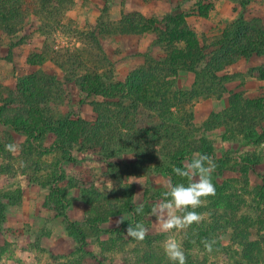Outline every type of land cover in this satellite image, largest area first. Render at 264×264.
Wrapping results in <instances>:
<instances>
[{"label": "trees", "instance_id": "16d2710c", "mask_svg": "<svg viewBox=\"0 0 264 264\" xmlns=\"http://www.w3.org/2000/svg\"><path fill=\"white\" fill-rule=\"evenodd\" d=\"M67 2L70 0H0V31L6 36L17 34L30 15L39 20L40 33L58 30L66 14L64 4ZM107 11L105 8L103 14ZM76 32L88 41L84 46L55 49L50 45L39 54L30 55L29 63L40 69L20 78L16 89L9 91L7 96L0 93V124L27 136L21 150L26 162L30 161L34 146L37 147L36 141L42 142L51 136V145L46 150L59 153L63 161H76L74 152L95 151L108 163L107 172L115 181L116 190L104 193L94 185L83 188L85 203L90 206L84 221L86 227L108 222L118 213H130L132 218L120 227L105 230L121 236L126 233L129 223L139 222L142 216L151 214L146 209L149 205L143 213H135L134 187L124 183L126 175L152 171L170 177L173 184L186 183L172 169L183 167L194 153L210 156L219 170L231 165L232 156L226 154L217 158L212 141L205 137V133L213 129L224 128L225 133L230 134L228 139L242 135L244 144L264 143V129L259 130L264 123V97L247 98L243 91H231L228 107L213 112L201 126L191 121L185 123L186 119L181 116L185 109L193 108L197 97L221 98L228 91L226 84L241 75L226 74L240 58L264 56V27L250 26L241 16L227 25L219 39L208 43L206 38L198 37L184 15L151 18L140 12H124L117 21H105L100 17L95 28ZM100 34L139 37L152 34L154 38L143 55V62L131 65L124 80H116L113 62L100 41ZM13 47L9 48L5 59L12 60ZM155 47L160 48L161 55L153 53ZM48 62L63 71V80L54 70H46L44 65ZM263 68L264 65L254 67L249 74L264 80ZM181 71L195 75V81L188 89L177 86ZM70 83L85 95L84 99L94 98L90 105L97 115L95 120L70 112L60 113V107L68 99L67 85ZM8 143H14L12 135H0L4 172H10L14 167V154L5 149ZM124 153H133L136 160L132 163L118 161ZM255 157L239 154L237 166H245L248 171L250 166L253 167ZM39 183L46 185L45 181ZM230 186L226 182L215 185V195L202 198L203 205L195 209L213 220V224L201 232L208 236L225 225L231 228V240L236 247H221L229 259L221 264H263L264 234L261 232L264 226L255 229L252 219L235 216L243 200L232 196ZM22 192L21 187L4 194L0 191V228L6 217L5 200L19 203ZM64 192L60 189L53 199L58 209ZM258 192L261 200L258 203L264 206V187ZM112 197L116 202L110 200ZM102 201L106 203L104 210ZM61 213L67 217L64 211ZM260 224L264 225V220ZM67 230L70 235L87 238L84 230L71 220H67ZM84 248L82 245L81 249ZM142 259L143 264H172L152 253ZM187 264L194 263L187 258Z\"/></svg>", "mask_w": 264, "mask_h": 264}, {"label": "rangeland", "instance_id": "374dc122", "mask_svg": "<svg viewBox=\"0 0 264 264\" xmlns=\"http://www.w3.org/2000/svg\"><path fill=\"white\" fill-rule=\"evenodd\" d=\"M67 3L64 4L67 7L66 14L58 30L40 33L39 20L30 15L25 19L23 29L17 34L6 36L0 31V93L3 92L4 96L16 89L20 78L40 69L29 63L31 54H39L50 45H54L55 49L84 46L88 41H84L83 35L77 34L76 30L95 28L100 17L105 21H117L124 12H140L151 18L167 14L173 17L184 15L198 37L206 38L208 43L219 39L227 25L241 16L250 26L264 27V0H70L71 4ZM105 8L108 11L103 14ZM99 38L113 62L114 78L124 80L131 65L143 62V55L149 50L154 37L152 34L143 37L100 34ZM12 45L14 55L10 61L5 58ZM152 51L155 55L162 54L158 47ZM249 59L242 57L237 62ZM262 65L251 66L240 78H246L252 68ZM44 67L47 71L54 70L60 79H64L63 71L52 62L46 63ZM255 73L259 74V71L256 70ZM226 74L233 75L230 70H227ZM194 81L193 73L182 71L177 77V86L183 90L188 89ZM67 93L68 99L60 107L61 114L70 112L87 120H95L97 115L90 105L94 98L84 99L85 95L71 83L67 85ZM229 93L228 89L221 98H195L193 108L185 109L181 115L186 119L185 123L191 121L201 126L213 112L224 108V98H227ZM243 94L247 98L264 97V82L257 87L246 88ZM263 129L264 123L259 127L260 132ZM7 134L12 135L19 149L15 153L12 152L14 167L10 172L2 171L4 158L0 155V191L4 194L21 187L23 192L19 203L12 204L5 200L6 217L0 228V264H143L142 258L148 253L167 260L161 247L167 234L159 231L158 223L151 214L142 216L140 220L148 229L142 241L134 240L127 233L117 236L105 231L120 227L122 223L117 225L116 221L122 215L130 220V213H118L110 217L108 222L93 228L84 225L90 206L85 203L83 188L94 185L104 193L116 190V183L107 172L108 163L97 152H74L76 161H63L59 153L46 150L51 145L50 136L45 141H36L37 147L34 146L30 161L26 162L21 150L25 147L27 136L0 124V135ZM205 137L212 141L217 158L226 154L232 156L231 165L228 167L219 170L216 165L212 173L214 186L229 183L232 196L243 200L235 216L250 218L255 229L262 228L264 225L260 224V221L264 220V206L258 203H261V200L257 190L260 192L264 187V143L244 144L242 135L236 139H228L230 134L225 133L222 127L205 133ZM239 154H247L252 158L256 156L253 167L250 166L248 171L245 166H237ZM135 160L133 153H124L118 159L122 163H132ZM169 180L170 177L165 174L152 171L124 177V183L134 187L133 205L136 207L138 203H143L144 208L149 205L146 208L148 211L161 200L160 193L162 195L165 191L164 185ZM41 181H45L46 185H40ZM109 186H112L111 190L108 189ZM60 189L65 192L58 209L53 199ZM113 198L110 200L116 202ZM105 204L104 201L101 202L102 210ZM62 211L67 217L62 215ZM204 216L205 219L201 223H194L185 232L176 233L174 229L173 234L181 239L185 254H188V261L192 260L194 264L224 263L229 259L221 247H236L231 240V228L225 225L208 236L204 235L201 230L207 228L210 223L213 224L208 214ZM67 220L75 222L84 230L86 240L70 235ZM261 234H264V231ZM205 240L215 241L211 251L205 248ZM82 245L85 246L84 249H81ZM262 246L264 254V242Z\"/></svg>", "mask_w": 264, "mask_h": 264}, {"label": "clouds", "instance_id": "9594fccd", "mask_svg": "<svg viewBox=\"0 0 264 264\" xmlns=\"http://www.w3.org/2000/svg\"><path fill=\"white\" fill-rule=\"evenodd\" d=\"M5 149L15 153L19 149L16 143H8ZM216 169L214 160L207 154L194 153L183 167H173L172 171L185 182L173 184L171 180L165 183V191L158 203L151 207V215L155 217L159 231L167 234L162 241V250L168 261L172 264H187V257L181 239L176 233L185 232L191 225L199 224L205 216L195 211L204 203V197L215 195V186L212 182V173ZM132 182V181H131ZM130 182V183H131ZM109 190L112 186L108 187ZM144 211V204L138 203L135 213L140 214ZM127 218L121 216L117 225L123 223ZM148 229L142 221L129 223L126 233L129 237L137 241L144 240ZM208 251L212 250L215 241H203Z\"/></svg>", "mask_w": 264, "mask_h": 264}, {"label": "crops", "instance_id": "0c3cea01", "mask_svg": "<svg viewBox=\"0 0 264 264\" xmlns=\"http://www.w3.org/2000/svg\"><path fill=\"white\" fill-rule=\"evenodd\" d=\"M262 64H264V56H257V55L252 56L247 61L234 63L228 68V71L230 70V72L233 74H241V75H237V77L234 80L229 81V83L226 84V87L230 90V92L231 90L233 92H238V91L244 92V90L248 87H250V89L253 87H257L262 82H264L263 79H260L257 76H252L250 74H248L247 77L243 79H241L240 77L242 76V73H244L251 66L262 65ZM229 96L230 93L229 95L226 96L227 98H224V101L226 99L224 108L228 107L229 105Z\"/></svg>", "mask_w": 264, "mask_h": 264}]
</instances>
